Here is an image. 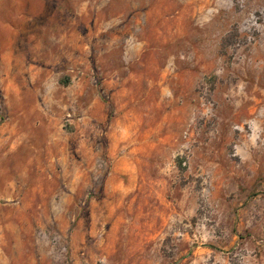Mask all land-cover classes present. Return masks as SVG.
<instances>
[{"label":"rangeland","instance_id":"1","mask_svg":"<svg viewBox=\"0 0 264 264\" xmlns=\"http://www.w3.org/2000/svg\"><path fill=\"white\" fill-rule=\"evenodd\" d=\"M0 264H264V0H0Z\"/></svg>","mask_w":264,"mask_h":264}]
</instances>
